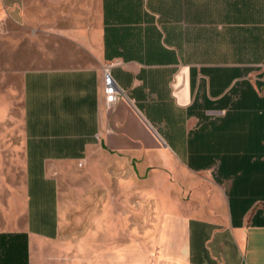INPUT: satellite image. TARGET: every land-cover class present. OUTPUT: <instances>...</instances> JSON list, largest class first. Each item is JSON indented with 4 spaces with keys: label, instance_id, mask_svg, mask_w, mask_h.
<instances>
[{
    "label": "crops",
    "instance_id": "1",
    "mask_svg": "<svg viewBox=\"0 0 264 264\" xmlns=\"http://www.w3.org/2000/svg\"><path fill=\"white\" fill-rule=\"evenodd\" d=\"M20 2L0 0V19ZM78 8L36 23L91 61L22 75L24 222L0 231V264H264V0ZM106 62L133 106H106ZM95 152L131 168L153 207L110 201L66 235L58 174Z\"/></svg>",
    "mask_w": 264,
    "mask_h": 264
},
{
    "label": "rangeland",
    "instance_id": "2",
    "mask_svg": "<svg viewBox=\"0 0 264 264\" xmlns=\"http://www.w3.org/2000/svg\"><path fill=\"white\" fill-rule=\"evenodd\" d=\"M78 1L84 2L88 16L94 0H21L17 9H7L0 19V231H14L24 222L23 73L91 61L88 56H69L62 36H44V25L38 29L36 23L53 20L65 25L64 19L80 14ZM144 188L131 168L101 152L65 164L58 174L57 196L62 231L75 232L71 227L83 211L110 201L116 208H152L156 195L143 200Z\"/></svg>",
    "mask_w": 264,
    "mask_h": 264
},
{
    "label": "built area",
    "instance_id": "3",
    "mask_svg": "<svg viewBox=\"0 0 264 264\" xmlns=\"http://www.w3.org/2000/svg\"><path fill=\"white\" fill-rule=\"evenodd\" d=\"M115 62H106L102 66L103 73V96L106 106H112L119 99H125L133 106L131 100L127 98L126 93L120 89L111 74V68Z\"/></svg>",
    "mask_w": 264,
    "mask_h": 264
}]
</instances>
